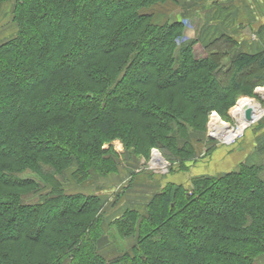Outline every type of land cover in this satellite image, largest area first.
I'll return each instance as SVG.
<instances>
[{"label": "trees", "instance_id": "obj_1", "mask_svg": "<svg viewBox=\"0 0 264 264\" xmlns=\"http://www.w3.org/2000/svg\"><path fill=\"white\" fill-rule=\"evenodd\" d=\"M165 1L15 0L17 31L0 42V264H260L264 164L255 160L188 187L168 183L118 216L102 209L122 208L119 191L110 200L61 188L65 177L117 173L103 148L117 138L130 156H150L157 142L167 159L194 154L192 130L264 83V50L221 66L234 33L211 41L205 59L193 45L177 51L182 25L143 10ZM41 184L52 188L44 199L23 201Z\"/></svg>", "mask_w": 264, "mask_h": 264}, {"label": "rangeland", "instance_id": "obj_2", "mask_svg": "<svg viewBox=\"0 0 264 264\" xmlns=\"http://www.w3.org/2000/svg\"><path fill=\"white\" fill-rule=\"evenodd\" d=\"M242 0H166L165 2H161L158 4H155L153 6H150L148 8H145L143 10L150 13L152 17L153 23H158L160 25L165 24H174V23H180L182 25V31L183 35L175 40V42L178 44L179 49L177 51H180L181 46L185 45H193V49L196 50V48H200L204 54L197 57L196 54L193 52V55L195 56V59H205L209 55V52L206 48L207 45L213 41L214 39L220 37L221 34L225 33H234L236 30H240V34L238 37H235L237 40V45L230 50L229 57L222 61L221 66H230L232 60L235 58V54L238 52V49H246L245 40L246 35L242 32L243 28L249 27L253 31V35L247 37L248 41H252V43L259 45V48H252L248 50L249 52H256L257 50H264V21L263 19H256L255 16H250L246 18V20H242L244 18V14H248V11L251 12L255 11L258 12V10H261L264 8L263 1L259 0L258 5H263L261 7L253 4L246 5L248 1L253 0H243L242 4H238L237 2ZM15 0H8L7 2L3 3L1 6L0 11V42H3L10 38L9 36L14 34L15 31L12 29V27H15V23L13 20V10H14ZM264 16V14H260ZM261 16V17H262ZM236 26V28H235ZM223 38H219L217 42L222 41ZM241 40V42H240ZM195 42V43H194ZM216 42V43H217ZM244 42V43H243ZM232 43V42H230ZM243 43V44H242ZM239 44V45H238ZM242 45V46H241ZM213 47V46H212ZM232 47V46H231ZM257 49V50H256ZM154 49H151V51ZM232 52V53H231ZM179 53V52H178ZM198 54V53H197ZM178 57V54L175 56ZM141 68V67H140ZM258 87H264V83H261V85L255 86V88L252 90L251 93L248 94H239L235 97L234 104L229 108L227 111L228 117L226 119L223 118V115H227L226 113H218L219 119L222 118L224 121L231 122L232 121V109L237 111V108H233L239 99L243 98L244 96L247 98L254 99L256 102L264 104V90L258 89ZM264 89V88H263ZM243 100V99H242ZM241 100V101H242ZM240 101V102H241ZM239 102V103H240ZM249 105L248 101L243 102V105L240 107L239 110L244 108L245 106ZM264 106V105H263ZM215 111V110H212ZM211 111V112H212ZM210 112V113H211ZM217 116V117H218ZM216 117V116H215ZM216 117V118H217ZM210 121V115L207 117L206 123H205V131L203 132H197L192 130L191 132V143L194 147V154H178L177 157L167 159L162 154V144L160 142L156 143V147L153 146L149 154L151 156V153L154 148H157L162 156L165 158V161L170 163L169 166V172L162 174L157 171L153 170H147L145 167L150 162V156L148 155H139L131 154V156L127 153L125 150V145L121 141V139H114L110 142H107L103 145L104 149H107L109 153L106 155L107 157H111L115 160V162L119 163L118 172L121 174L124 178L122 180L125 182L124 185H121L119 189V193L124 192V190L128 189L130 183V179L133 178L134 175L137 174H146L149 177H153L154 180L157 178L158 180L164 178H170L169 183H182L185 186H189L192 183V180L197 175H202L203 173H215L211 175H216L215 170V161L216 160V153L217 148H230L232 146H236L238 144L242 145L243 143L247 142L248 139V133L249 131H254L255 133H260L261 135L263 132L261 131L264 126V117L261 118L257 124L252 125L249 127L246 131L244 136L234 145H226L219 141L217 138H213L208 133V124ZM262 132V133H261ZM183 140L181 139L179 141L180 146L182 145ZM263 142L261 145L263 146ZM110 147L113 148L114 151L109 149ZM148 156V157H147ZM133 157H136V160L133 159ZM256 159H258V156H256ZM261 160V159H260ZM259 160V161H260ZM258 162V161H256ZM174 163V165H173ZM223 165H227V162H222ZM258 165L264 164V158L261 164L257 163ZM226 171V170H225ZM225 171L218 172V174L223 173ZM72 168L69 169L67 172V175L71 174ZM140 172V173H138ZM117 173H110V174H117ZM202 173V174H201ZM112 176V175H110ZM110 176L108 177H102L101 179L98 178H91L90 180H87L83 182L82 184H78L74 182V179L72 178H62L61 180V188L65 190L67 194H75L78 192H85V193H93L96 194L98 191L99 194L102 196H105L106 199H109L110 195L107 194L104 190H99L97 187H102V189L106 188L105 185L111 186V181L108 180V182H105ZM107 178V179H105ZM128 181V182H127ZM119 183V182H118ZM115 184V183H114ZM43 185L41 189H39L36 192L28 193L23 196V201L34 204L39 200L44 199L47 196V193L52 190V188L49 185ZM116 184L114 185V187ZM126 186L128 188H126ZM132 185H130L131 187ZM164 186V187H165ZM44 196V197H43ZM222 200H227L226 197H222ZM229 202V201H228ZM106 210L102 212L106 215H110L111 212L116 211L115 208L112 206H109V202L106 204ZM134 244V240L132 238H127L126 240V247L131 248V246ZM109 254L112 252H108ZM260 264H264V257L259 258Z\"/></svg>", "mask_w": 264, "mask_h": 264}, {"label": "crops", "instance_id": "obj_3", "mask_svg": "<svg viewBox=\"0 0 264 264\" xmlns=\"http://www.w3.org/2000/svg\"><path fill=\"white\" fill-rule=\"evenodd\" d=\"M214 1H217V0H214ZM237 3L240 5L243 3V0H242V2L238 1ZM253 4L261 7L264 5V1H263V5H258L259 0L248 1V3H246V5H248V6L251 5L250 7H252ZM260 14H264V8L261 10H258V12H255V11L251 12L249 10L248 14H244V18L242 20H244V19L246 20V18H248L252 15V16H255L256 19H263V21H264V16H262ZM235 28H236V26H235ZM12 29H14V31L16 33L17 25H15V27L13 26ZM245 30H246V28H243L242 32H244ZM239 31L240 30H236L234 32L235 37L239 36V34H240ZM15 33L10 35L9 37L14 36ZM252 35H253V33H252ZM247 37H249V35L248 36L246 35V40H245L246 49L248 48V50H250L252 48L255 49V48L260 47L261 41H259V45H256V44L252 43V41H248ZM240 42H241V40H240ZM246 49H238V51H240V50L247 51ZM261 131L263 132L262 135L260 133H255L254 131H249L247 142L243 143L242 145L238 144V145L232 146L230 148H217V153H216V156H217L216 160L217 161H215L216 173L221 172V171H225V170L229 171L232 169H236L238 164L242 161H254L255 160V161H258L257 163L261 164L264 156L259 152V150H260V147L262 146L261 143L262 142L264 143V126H263V129ZM256 156H258V159H256ZM222 162H227V165L226 166L223 165ZM138 173H140V172H138ZM203 174H215V173H208L207 172V173H203ZM122 178H124V177L121 174L117 173L115 175L110 176L108 179L105 178V179H107V180H105V182H108V180L111 181V186L105 185L106 186L105 189L104 188L102 189V187H97V188L99 190L100 189L104 190L107 194L110 195L109 199L112 200L116 196L121 185H124V183H125L122 180ZM169 179L166 178L164 180V178H162V179L158 180L157 178H155V180H154L153 177H149L148 175H146L144 173L134 175L133 178L131 179L132 181L130 182L131 183L130 185H132V186L130 187V185H129V188L126 189L122 193V196L120 198L119 204H121L122 208L119 207L117 209V208L113 207V208L117 209L116 210L117 212L113 211L112 214L116 213L115 214L116 216L122 214V212L125 210L124 206H126V207L132 206L134 208H143L145 206V204L159 190L164 188L165 184L167 183L166 181L168 180V182H169ZM114 183L116 184L115 187H114V185H115ZM99 192L100 191H98L97 193L99 194Z\"/></svg>", "mask_w": 264, "mask_h": 264}, {"label": "built area", "instance_id": "obj_4", "mask_svg": "<svg viewBox=\"0 0 264 264\" xmlns=\"http://www.w3.org/2000/svg\"><path fill=\"white\" fill-rule=\"evenodd\" d=\"M261 88L260 90H264V87H258V89ZM247 97H243L241 99L238 100L237 104L233 107V108H237L239 102L242 99H245ZM247 99H251V98H247ZM253 101H255L254 99H252ZM262 105V104H261ZM264 105V104H263ZM262 105V106H263ZM264 107V106H263ZM235 110V109H234ZM232 109V121L228 122V121H224L222 118L219 119L218 113L216 111H212L210 113V121L208 124V133L211 137L213 138H217L219 141H221L224 144L227 145H232L234 143H236L239 139H241L244 134L245 131L251 127L254 124H257V122L264 117V114L257 120H253L252 117L251 119H247L246 117V109L243 110V117L244 118H240L238 115L241 113L239 112L240 110L237 109V111L234 113V111ZM217 117V121H215L216 117ZM242 120H246L249 121V123L244 126ZM216 124L219 125V130L216 131ZM169 166L170 163L165 161V158L162 156L161 152L157 149L154 148L151 156H150V162L148 165H146V169L147 170H153V171H157L160 172L162 174H165L167 172H169Z\"/></svg>", "mask_w": 264, "mask_h": 264}, {"label": "bare ground", "instance_id": "obj_5", "mask_svg": "<svg viewBox=\"0 0 264 264\" xmlns=\"http://www.w3.org/2000/svg\"><path fill=\"white\" fill-rule=\"evenodd\" d=\"M245 101H248V103H249V105H247V106H245L244 108H242L239 112H241L238 116L240 117V118H244L243 117V110H245V109H251V111H252V115H253V117H252V119L253 120H257V119H259L263 114H264V107L261 105V103H259V102H256V101H253L252 99H247V98H245V99H243L239 104H238V107H237V109H240V107L243 105V102H245ZM234 113L236 112V110H234L233 111ZM215 121H217V118L215 119ZM242 122H243V125L244 126H246L248 123H249V121H246V120H242ZM216 131H218L219 130V125L218 124H216Z\"/></svg>", "mask_w": 264, "mask_h": 264}, {"label": "water", "instance_id": "obj_6", "mask_svg": "<svg viewBox=\"0 0 264 264\" xmlns=\"http://www.w3.org/2000/svg\"><path fill=\"white\" fill-rule=\"evenodd\" d=\"M244 32H246L248 35H250L252 33V31H251V29L249 27H247ZM246 117L249 120L251 119V117H252L251 109H246ZM134 159L136 160V157H134Z\"/></svg>", "mask_w": 264, "mask_h": 264}]
</instances>
